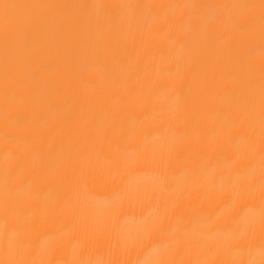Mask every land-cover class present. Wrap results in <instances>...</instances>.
Instances as JSON below:
<instances>
[{"label":"bare ground","instance_id":"1","mask_svg":"<svg viewBox=\"0 0 264 264\" xmlns=\"http://www.w3.org/2000/svg\"><path fill=\"white\" fill-rule=\"evenodd\" d=\"M0 264H264V0H0Z\"/></svg>","mask_w":264,"mask_h":264}]
</instances>
